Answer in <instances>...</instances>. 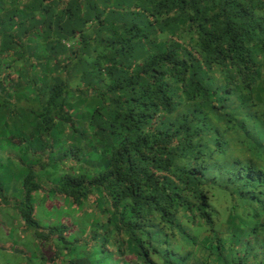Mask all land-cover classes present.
I'll list each match as a JSON object with an SVG mask.
<instances>
[{"label": "trees", "instance_id": "1", "mask_svg": "<svg viewBox=\"0 0 264 264\" xmlns=\"http://www.w3.org/2000/svg\"><path fill=\"white\" fill-rule=\"evenodd\" d=\"M3 60L0 107L36 105L0 221L38 264H264V0H0Z\"/></svg>", "mask_w": 264, "mask_h": 264}, {"label": "rangeland", "instance_id": "2", "mask_svg": "<svg viewBox=\"0 0 264 264\" xmlns=\"http://www.w3.org/2000/svg\"><path fill=\"white\" fill-rule=\"evenodd\" d=\"M15 50H16L15 54L21 51L19 48H15ZM2 56H3V59L6 57V55L4 54H1V57ZM16 56L17 55H15L14 57ZM9 59H12V55L9 56ZM4 63H5V60H3L0 63V65ZM10 64H13V63H10ZM70 84L71 86H76L77 85L76 80L70 81ZM26 94L27 93L24 92V95ZM18 95H19L18 93L17 95L13 94L12 98L19 97ZM23 98L24 97L18 98L20 100L19 102H17L16 99H12L11 105H8L6 107H0V149L2 150H7L8 152H11L12 144L9 142L14 139V136L20 135V129L18 128L19 123L18 124L14 123L13 121H10L8 119L10 116V113L18 110V112L15 113V116L17 115V113L20 112V117L23 120L24 118V112H22L23 109L24 111L26 108L33 109L36 105L35 100H32L27 97L25 98L27 99L28 103L25 102L24 104L25 100H23ZM74 100L76 102H79L81 105L82 102L79 101L77 98H75ZM76 102H73L71 100L72 108L74 110L78 107V103ZM89 103H92V102H89ZM85 110H86L85 106L82 107V111L78 114L77 117L83 116L85 113ZM9 121L11 122V125L9 124L10 123ZM33 125H34V122H33ZM14 128L15 130H13ZM22 128L27 129L26 124ZM35 132L37 131L35 130ZM56 135L58 134L56 133ZM2 145L3 147L5 145V149H3ZM2 150H0V152ZM92 156L96 157L95 154ZM10 171L12 172L10 163L4 160L0 161V177H2V179H0V181H2L0 184L8 186V188H11V186L14 185V183L11 180L10 182H8L7 180L9 178ZM13 175L15 176V173H13ZM13 181H15V178H13ZM51 196L45 195L44 198L39 195L32 196V200L34 202L33 214H34V218L37 219L38 221L43 222V220H45L47 217H49V215H51L54 212L52 211L53 208L47 204V202H50L49 200H51ZM52 203H57L60 206V208L56 206L57 209L55 211L60 212L66 209L64 208L65 203L61 200H53ZM53 207H55V205ZM74 214L75 213L71 214V216L73 215L72 217L63 219V222L68 225L67 226L68 230L73 229L75 230V232L81 231L83 225H85V222L87 221V217L82 214H75V215ZM60 216L62 217L63 214ZM3 217L4 218L0 221V264H38L36 261V258L38 259V256H35L36 251H34V248L32 247V245L29 242H27L25 239H23L24 237L23 238L19 237L18 234L15 232V229H14L15 223L13 219L14 217H12L9 213H5Z\"/></svg>", "mask_w": 264, "mask_h": 264}, {"label": "crops", "instance_id": "3", "mask_svg": "<svg viewBox=\"0 0 264 264\" xmlns=\"http://www.w3.org/2000/svg\"><path fill=\"white\" fill-rule=\"evenodd\" d=\"M11 177H13L14 175H10Z\"/></svg>", "mask_w": 264, "mask_h": 264}]
</instances>
